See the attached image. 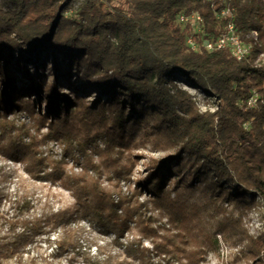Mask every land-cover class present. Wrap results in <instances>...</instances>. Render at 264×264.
<instances>
[{
  "label": "trees",
  "instance_id": "trees-1",
  "mask_svg": "<svg viewBox=\"0 0 264 264\" xmlns=\"http://www.w3.org/2000/svg\"><path fill=\"white\" fill-rule=\"evenodd\" d=\"M0 1L7 7L0 6V156L22 163L35 181H60L76 201L74 211L50 204L37 211L16 194L12 216H0V264L22 258L38 237L58 230L60 249L76 246L68 239L81 221L115 235L125 256L99 248L86 264H204L208 251L219 249L217 235L242 244L244 260L264 264V230L251 236L222 206L259 209L264 221V0H80L71 18L65 9L75 0ZM228 8L250 47L241 60L229 49L203 47L226 32L231 19L219 15ZM193 13L202 18L201 33L179 22L181 14ZM190 37L199 50L190 47ZM49 55L56 65L61 58L76 66L77 74L84 64L87 76L76 87L69 85L71 73L57 71L50 81L41 59ZM177 75L216 98V110L202 112L175 85ZM93 90L99 97L87 101ZM254 93L260 99L249 107ZM16 112L27 113L30 122L10 119ZM76 121L102 132L85 141ZM142 130L167 155L150 158L145 175L134 181L137 157L129 154ZM50 141L60 142L66 156L80 153L82 173L44 156L41 147ZM125 182L131 183L127 191ZM2 198L0 191V206ZM133 225L141 237L122 243Z\"/></svg>",
  "mask_w": 264,
  "mask_h": 264
},
{
  "label": "rangeland",
  "instance_id": "rangeland-1",
  "mask_svg": "<svg viewBox=\"0 0 264 264\" xmlns=\"http://www.w3.org/2000/svg\"><path fill=\"white\" fill-rule=\"evenodd\" d=\"M122 0H113L114 5H118ZM81 4L80 0L73 1L65 9V15L67 17H75L78 7ZM0 6L4 9L2 2L0 1ZM198 29V30H197ZM196 33L200 32L199 27H197ZM254 37L256 35L254 34ZM193 42L188 43L190 46L195 45L196 41L193 39ZM197 44V43H196ZM198 45V44H197ZM200 46L198 45V49ZM45 61L44 74L47 75V78L51 81L53 76L59 71L62 75L71 73L69 79L71 84L76 85L78 82L83 81V77L87 76L85 74L86 69L84 64H81L80 73L77 74L76 66H70L67 61L61 60L58 58V63L56 65L54 56H43L41 57ZM26 68L30 72H35V67L32 63L26 64ZM175 85L188 91L196 101L198 107L202 112L216 110L217 100L214 97H210L201 90L196 89L191 85L185 78L182 76H175ZM18 88L22 89L23 87V78L18 76ZM67 83V82H64ZM73 83V84H72ZM67 85V84H66ZM65 91L74 92L75 88H70L69 86L63 87ZM21 91V90H20ZM92 97H86L87 101H93L99 97V92L93 90L91 92ZM26 99V98H25ZM40 106L41 112L45 111V105L36 102ZM10 119H19L22 122L29 123L30 116L25 112H16L15 115H9ZM81 118V115H80ZM74 126L79 131V135L85 141H93L94 137L99 135L102 132V128L97 127V125H90L86 127L80 121H76ZM44 132H47V127L43 129ZM136 144L132 145L131 153L129 155H134L137 157V166L133 170L132 179H136L145 175L146 165L149 163L150 158H162L167 155L164 146H158L155 143V139L152 136H147L146 133L142 130L136 136ZM95 143L100 148H103V141L101 139L95 138ZM41 151L44 156H50L55 160L64 161L66 170L69 173H82L84 169V157L75 152L74 156H66L64 152V147L58 141H50L44 144L41 147ZM94 159L98 161V155H94ZM93 174V171L90 172ZM131 183H123V190L127 191L128 186ZM106 185H108L106 183ZM134 186V185H133ZM0 191L3 194V200L0 206V216H12L11 211V201L16 194L25 195L33 204L34 209L39 211L42 206L45 204H50L54 207L55 211L59 209H70L74 211L76 207V201L72 196L71 192L68 191L60 181L49 182V181H35L30 177L28 172L25 170V166L20 162L10 161L0 156ZM145 196L142 198L144 200ZM117 199V198H116ZM222 206L228 211V215L233 213V218H237L242 221V226L248 230L249 234L253 237L259 236L264 230V221L261 216V211L259 209H234L232 205L224 202ZM32 211V210H31ZM166 223V219L163 220ZM162 222V223H163ZM73 228L75 229L74 234L68 241H75L76 246L68 247L67 249H60L59 241L62 238L60 230L52 232L47 235L40 236L36 241L30 245L22 258H12L10 260L3 261L2 264H86L84 261L86 257L95 258L99 255V248H102L103 253L106 255H122V259L125 258L123 249L114 245L113 240L115 235L111 234L110 236H105L101 234L100 230L92 229L88 221H81L79 224L73 223ZM206 225H202L204 228ZM132 230L126 234V239H122L121 242L124 243L125 240H130L133 238H140V230L132 226ZM207 230L208 227H205ZM78 235V237L76 236ZM76 237L78 239H76ZM216 239L218 241L219 249L218 251H208L206 260L204 264H252L253 262L246 261L240 255L242 244L235 245L232 241H226L222 235H217ZM145 247L154 249L153 244L147 239L143 240ZM157 259L156 257L154 260ZM158 261V259H157ZM157 264V262H155Z\"/></svg>",
  "mask_w": 264,
  "mask_h": 264
},
{
  "label": "built area",
  "instance_id": "built-area-1",
  "mask_svg": "<svg viewBox=\"0 0 264 264\" xmlns=\"http://www.w3.org/2000/svg\"><path fill=\"white\" fill-rule=\"evenodd\" d=\"M233 11H234V9H231V8L222 10L219 17H229L231 19V22L226 27V32L221 34L214 41H205L203 44V47L205 49H207L208 51L219 50V49H229L231 51V54L235 58L241 60L249 54L250 47L247 46L241 40L240 36L236 32L234 22L232 21ZM178 19H179V22L181 24H183V25L189 24L195 30L197 29V27H199L200 32H197V33L202 32V28H203L202 18L198 13H193L191 15L181 14ZM193 39H194L193 37L188 38L189 42L194 43ZM190 47H192V49H194V50L200 49V48L198 49V45L196 43H195V45H192ZM261 57H263V55ZM259 99H260V96L257 93H254L248 99L247 105L249 107H253L258 103Z\"/></svg>",
  "mask_w": 264,
  "mask_h": 264
}]
</instances>
